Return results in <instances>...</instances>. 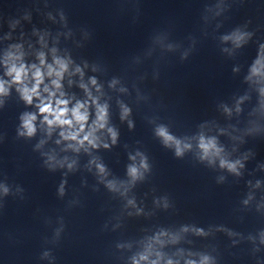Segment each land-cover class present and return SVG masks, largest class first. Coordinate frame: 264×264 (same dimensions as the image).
<instances>
[{"label":"clouds","instance_id":"9594fccd","mask_svg":"<svg viewBox=\"0 0 264 264\" xmlns=\"http://www.w3.org/2000/svg\"><path fill=\"white\" fill-rule=\"evenodd\" d=\"M248 33L234 32L231 36H225L224 40H231L236 47H240L246 41ZM22 53L17 47L16 52H9L4 59V65L7 69L5 75L10 77L9 81L0 80V96L9 94V89L12 85H16V90L20 93L21 98L26 104L32 105L34 101H38L35 107L38 109L37 113H24L21 117V129L19 132L21 136L32 137L36 131L37 115L42 117L41 125L47 126V133L51 136L54 129L59 128V136L61 140L67 141L68 147L74 151L79 152L81 149L88 151L89 148L96 149L99 147L109 148L110 145L104 141L103 133L106 131L108 137L111 139V144L115 145L118 139V132L113 127L108 126V110L107 105H101L97 98L92 97V93L87 86L81 84L80 86L85 90L87 96L91 100L92 105L95 106V119L90 125L89 121V103L87 100L81 102L76 101L74 106L69 107L71 101L65 98V93L62 89V80L64 74L68 71L70 61L57 58L55 56V49H53L54 64H46L44 53L39 54V66L32 64L30 67L22 62ZM43 69V70H42ZM77 73L83 75L79 67L75 70ZM253 78L256 82L264 81V45L261 46L258 57L250 70L249 80ZM48 79L50 83H45ZM91 84L96 86V80L91 79ZM116 82L113 81V85ZM99 92V88L97 87ZM260 93L264 96V87L260 88ZM121 120H125L130 115V109L121 105ZM226 112L229 110L226 108ZM239 111V107H237ZM129 128L133 127L132 122L129 121ZM99 133V135H98ZM155 134L161 138L165 147L173 148L177 157H182L186 151L192 150V143L185 142L171 135L168 129L164 126H159L155 130ZM198 157L201 161H207L209 164L215 163L219 160V166L227 169L229 172L239 175V169L243 167L240 160L230 161L224 154L223 148L219 147L215 137L207 138L201 134L198 138ZM61 140L56 143L60 144ZM44 141H41L37 147H41ZM139 157V163H133L128 167V175L131 182L142 179L144 173L149 170L147 158L140 152L135 156H130L134 162ZM46 163L50 169L57 166L63 167L67 164L71 170L75 161L67 162V159L60 161L56 159L54 154L47 155ZM95 164L101 176H105L106 169L103 164L97 163L95 160L91 161ZM107 187L111 190H119L114 182L109 181ZM4 193H8L7 187L3 189ZM60 193L63 194V184L60 187ZM133 204V201H129ZM167 207V202L164 204ZM198 234H203L198 231ZM140 260H147V256H141ZM138 264V262H135ZM171 264V261H169ZM192 264V262H189ZM201 264H208V257H204Z\"/></svg>","mask_w":264,"mask_h":264}]
</instances>
